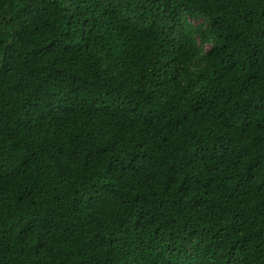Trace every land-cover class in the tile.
<instances>
[{
  "label": "trees",
  "instance_id": "trees-1",
  "mask_svg": "<svg viewBox=\"0 0 264 264\" xmlns=\"http://www.w3.org/2000/svg\"><path fill=\"white\" fill-rule=\"evenodd\" d=\"M0 264H264V0H0Z\"/></svg>",
  "mask_w": 264,
  "mask_h": 264
}]
</instances>
